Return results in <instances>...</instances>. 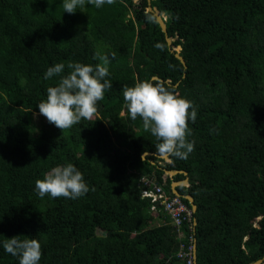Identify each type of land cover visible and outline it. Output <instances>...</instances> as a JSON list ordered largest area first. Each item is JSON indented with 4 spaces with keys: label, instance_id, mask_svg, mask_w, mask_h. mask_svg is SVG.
Masks as SVG:
<instances>
[{
    "label": "trees",
    "instance_id": "1",
    "mask_svg": "<svg viewBox=\"0 0 264 264\" xmlns=\"http://www.w3.org/2000/svg\"><path fill=\"white\" fill-rule=\"evenodd\" d=\"M136 1L86 3L68 14L63 0H0V242L37 239L39 264H186L177 253L190 236L196 264L261 260L264 0H151L167 16L175 38L169 46L147 1ZM177 46L186 68L169 52ZM97 51L115 53L106 77L112 88L98 102V117L61 133L36 106L60 78L44 74L56 63L65 64L62 75L69 62L95 66ZM152 77L196 107L187 159L164 164L155 137L127 115L123 86ZM35 114L41 122L31 136ZM145 153L151 155L143 159ZM67 163L89 191L78 199L40 198L35 181ZM163 170L188 175V186L176 190L193 198L196 225L184 223L183 238L161 207L153 212L141 197L139 180L147 175L174 196L171 183L186 177ZM0 264H19L2 243Z\"/></svg>",
    "mask_w": 264,
    "mask_h": 264
},
{
    "label": "clouds",
    "instance_id": "2",
    "mask_svg": "<svg viewBox=\"0 0 264 264\" xmlns=\"http://www.w3.org/2000/svg\"><path fill=\"white\" fill-rule=\"evenodd\" d=\"M86 3L101 8L105 4H114L115 0H63V12L74 14L84 8ZM166 20L167 16L165 23ZM114 57L115 53L97 51L93 59L99 63L92 66L69 62L66 75H62L64 63L48 67L44 74L45 80L54 76L60 78L55 85L47 88L46 99L36 105L39 114L59 128L61 133L81 120L98 117V102L112 88L111 81L106 77L109 76V64ZM123 100L130 119L135 121L140 118L143 130L155 137V148L160 157L187 159L194 151L195 142L188 140L191 135L188 122L191 120L195 123L197 110L190 100L153 79L137 80L133 86L124 85ZM35 191L40 198L78 199L89 191V187L81 171L72 163H67L52 167L42 179H37ZM0 243L6 253L18 257L19 264H39L41 260V244L35 238L14 235L11 238L4 237Z\"/></svg>",
    "mask_w": 264,
    "mask_h": 264
},
{
    "label": "built area",
    "instance_id": "3",
    "mask_svg": "<svg viewBox=\"0 0 264 264\" xmlns=\"http://www.w3.org/2000/svg\"><path fill=\"white\" fill-rule=\"evenodd\" d=\"M141 185V197L149 198L151 211L157 212V206L161 207L168 215L170 223L178 229V235L183 238L181 226L185 223L189 228L193 226L192 209L188 208L179 196L168 195L160 186L154 176L147 175L139 180ZM192 230V229H191ZM188 245L180 244L177 256L186 264H195L194 239L188 237Z\"/></svg>",
    "mask_w": 264,
    "mask_h": 264
},
{
    "label": "water",
    "instance_id": "4",
    "mask_svg": "<svg viewBox=\"0 0 264 264\" xmlns=\"http://www.w3.org/2000/svg\"><path fill=\"white\" fill-rule=\"evenodd\" d=\"M146 1H147V9L146 10L153 14L155 22L159 25L162 33L164 34L165 41H166L167 45L169 46L175 40V38H171L167 34V28H166V25H165V22H164L165 19H166L165 13L163 11H158L156 8H152L150 6V1L151 0H146ZM180 51H181V47L180 46H177L176 49L175 48L174 49L169 48V52L171 54H174V57L179 60V62L181 63V65L184 68H186V64H185L184 59L179 55ZM152 79L162 82V80L159 79L158 77H152ZM150 155L151 154H149V153H145V154H143L142 157L144 159L145 156H150ZM157 158L163 159L164 161H167V162L169 161V157L157 156ZM152 164H154V163H152ZM159 164L163 165L162 162H159ZM163 172L165 173V175H168V176H174V175H177V174H182V175H184L186 177L182 181L172 182L171 186H170V189H171L173 195L182 197L184 199H187L188 202L191 205V208L193 209V211H195L196 205L193 202V198L191 196H186V195L183 196L176 190L177 187H184V186L187 187L188 186V177H187L188 175H187V172L178 171V170H163ZM195 225H196V223L194 222V226ZM196 259H197V256H196V245L194 244V260H195V264H196ZM251 264H264V258L261 259V260H258L256 262H253Z\"/></svg>",
    "mask_w": 264,
    "mask_h": 264
},
{
    "label": "rangeland",
    "instance_id": "5",
    "mask_svg": "<svg viewBox=\"0 0 264 264\" xmlns=\"http://www.w3.org/2000/svg\"><path fill=\"white\" fill-rule=\"evenodd\" d=\"M135 2H137V1L135 0ZM175 49H176V47H175ZM40 122H41L40 116H37L36 114L33 115V125H34V128L31 131V136H35L36 135V131H37L38 127H39ZM96 233H97V235H100L101 234V231L100 230H97Z\"/></svg>",
    "mask_w": 264,
    "mask_h": 264
},
{
    "label": "crops",
    "instance_id": "6",
    "mask_svg": "<svg viewBox=\"0 0 264 264\" xmlns=\"http://www.w3.org/2000/svg\"><path fill=\"white\" fill-rule=\"evenodd\" d=\"M158 159H159V158H158ZM164 162H165V161H164ZM158 164H159V162H158ZM160 165H161V164H160ZM171 192H172V191H171ZM174 196H175V195H174ZM191 209H192V208H191ZM192 211H193V209H192ZM193 212H194V211H193ZM193 226H194V222H193ZM193 226H192V227H193Z\"/></svg>",
    "mask_w": 264,
    "mask_h": 264
},
{
    "label": "flooded vegetation",
    "instance_id": "7",
    "mask_svg": "<svg viewBox=\"0 0 264 264\" xmlns=\"http://www.w3.org/2000/svg\"><path fill=\"white\" fill-rule=\"evenodd\" d=\"M167 163V161L164 162V164Z\"/></svg>",
    "mask_w": 264,
    "mask_h": 264
}]
</instances>
